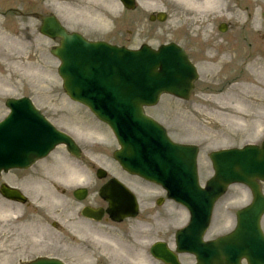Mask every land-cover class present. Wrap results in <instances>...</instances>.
Wrapping results in <instances>:
<instances>
[{
  "label": "rangeland",
  "instance_id": "obj_1",
  "mask_svg": "<svg viewBox=\"0 0 264 264\" xmlns=\"http://www.w3.org/2000/svg\"><path fill=\"white\" fill-rule=\"evenodd\" d=\"M62 1L63 0H35L34 11L35 13L49 12V14H56L58 17L60 16L62 19L67 20L64 22L67 24L73 19V17L68 18V16L74 14L76 11V19L79 18L82 21H88V19H84L80 16L82 12H90L87 4L75 7L76 5L74 4L67 6L64 3L66 8H63ZM97 1L98 4L95 8L96 11L99 12L101 9V0ZM157 1H159V5L168 14H172L173 5L180 6L176 2L174 4L175 0ZM67 8L69 9L67 10ZM102 11L107 15L106 6L101 12ZM177 11L186 12L183 8H178ZM118 14L120 15L119 11ZM123 14L122 12L121 16ZM118 22H114L115 28ZM121 23L122 20L118 27V31L121 33L122 37L118 38V35H116V40H114V42L123 43L131 48H137L142 43L149 44L156 48L161 44L170 43L174 39V30L172 31L174 25L173 21L170 20L162 25H151L158 28L156 35L149 33L147 30L142 32V29L146 28L144 25H140L141 29L138 32L135 30L134 25L126 24L125 26V24ZM35 25H37V23H35ZM125 27L130 30L129 36L126 35L127 28ZM36 29L37 28H35V31ZM195 33H198L197 29H195ZM128 38H130V40ZM54 42L55 41H45L50 47L55 44ZM20 44L21 45L18 46H8L0 43V45H2L0 46V55L3 54L2 59L4 60V58H6L8 61H15L17 66V69L13 70V68H10L12 66H9V62L7 65L6 62L0 61V92H2L0 93V104L1 101H3L2 98L8 95H13L17 92H23L24 94L29 93L34 97L37 106L46 107L41 109L44 111L48 110L51 115L50 117L55 120L58 125L68 127L66 122L61 121L64 119V116H72L78 120L82 119L84 123H88L89 120L86 118L88 112L85 108H77L75 105H72V109L68 104L69 102H65L67 99L63 94L55 93L56 89H54V87L58 86L59 88L60 86V80L56 77L55 73L57 63L53 61V57L47 54L48 49L47 52L45 50H40L39 36L36 34L33 40ZM7 48L13 50L12 56L6 52ZM47 59L52 60L50 66L51 70H54L53 73L49 72L50 69H45L42 66V62ZM18 64L21 68L18 67ZM198 69H200V67ZM23 72H25L24 75L16 78L18 74H23ZM226 74L227 73H223L220 77H213L201 71L200 78L196 83L194 95L189 102H179L180 104H177L174 99L163 96L157 107L146 109L148 115L158 119V121L166 127L169 136L173 140L198 145L199 177L202 184L212 175L210 163L208 161L210 152L223 148L242 147L249 143H260L264 137V124L261 123L262 120H264V114H261L264 113V111L261 112L262 107H264V74L261 73L257 78H252V84L241 89V92L243 90L244 94H247L249 98V107H244L243 109H245V111H242L245 115H241L242 112L239 113L238 110L231 109L233 102L230 97L232 96H221L230 85L226 84L225 78H223ZM233 74L236 76L238 75L236 69L229 73L231 76ZM217 75L218 74L215 76ZM229 75L227 77H229ZM42 76H45L44 80ZM237 80L239 79L237 78ZM16 86H19L18 89L21 91L10 89ZM22 86L26 89H23ZM20 94L13 96H21ZM49 99H51V101H49ZM55 103L57 105L54 107L53 105ZM59 104L61 106L64 104L61 110H58L60 109ZM192 110L195 112L191 116L190 112ZM177 111L179 112L178 116L175 114ZM1 114L3 113H0V118L2 117ZM181 115L182 117L187 116L190 118L188 122L178 118ZM238 117H243L245 119L244 121H236ZM93 161V159L83 158V165L89 166V163L92 164ZM93 165L96 166L97 164L94 163ZM154 191L156 192V190ZM223 199L224 200L221 199L218 203L217 208L219 210L216 211V214L224 212L226 215L231 216V213L226 212V210H234L236 209L235 207H242L246 203V199H248V191L243 186L235 185L227 190V194ZM26 213H28V210H26ZM126 230L128 229L126 228ZM156 235H159V232H157Z\"/></svg>",
  "mask_w": 264,
  "mask_h": 264
},
{
  "label": "water",
  "instance_id": "obj_2",
  "mask_svg": "<svg viewBox=\"0 0 264 264\" xmlns=\"http://www.w3.org/2000/svg\"><path fill=\"white\" fill-rule=\"evenodd\" d=\"M180 55V56H179ZM179 58L174 56L169 58L168 56L160 55L153 61L160 65L159 72H152L144 70V75L135 73L138 81L142 82V85L148 88L150 91L146 93V98L150 97L152 100L159 93L165 92L173 94L177 97L186 98L190 90V82L194 79V76L190 72L188 64L185 62L184 57L179 54ZM161 59V60H160ZM160 60V61H159ZM155 68V65H154ZM189 68V69H188ZM147 73V74H146ZM171 74V82L164 81L165 75ZM140 83L131 81L130 87H136ZM153 90V92H152ZM146 98L136 95L130 99V103L136 108L140 109L141 103L145 102ZM8 126V125H7ZM5 127V124L4 126ZM155 139H160L155 136ZM161 142H164L160 139ZM124 154H129L128 147H124ZM182 152L180 151L179 154ZM211 161L214 169V177L210 179L206 184L205 190H199L197 184L192 180V176L188 182L189 187L185 190L182 200H188L190 203L197 201L199 207L204 205V202L213 204L226 189L227 185L238 182L248 186L252 192L254 203L253 209L245 211L242 214H238L237 229L233 236L232 242H226L227 246L231 243L237 245V248L241 245L244 246V241L249 239V236L258 238L261 242L260 232H256L257 228V214L261 215L264 212V199L260 195L259 188L256 184V179L264 181V144L261 149L255 147H245L242 150H228L220 153H214L211 155ZM130 164V162H128ZM248 217H245L246 214ZM226 243L221 247L226 246ZM228 255V254H227Z\"/></svg>",
  "mask_w": 264,
  "mask_h": 264
},
{
  "label": "bare ground",
  "instance_id": "obj_3",
  "mask_svg": "<svg viewBox=\"0 0 264 264\" xmlns=\"http://www.w3.org/2000/svg\"><path fill=\"white\" fill-rule=\"evenodd\" d=\"M104 1L105 0H102L101 2L104 3ZM177 1H179L178 2L179 4H183L185 10L199 11V12H201L205 8H207V9L213 8L215 5V2H216V0H177ZM105 2H107L108 5H110V7H111L110 11H112L115 15L117 12L116 9L118 7L117 1L116 0H106ZM114 17H116V16H114ZM102 20H106V15L104 17H102V15L99 13L98 17H97V21L102 22ZM18 36H19V34H18ZM19 38H21V37L19 36ZM20 43H22V42L21 41H13V44H15V45H21ZM39 44H40V50L41 51H44V50L46 51L49 48V44L45 43V40L43 38L39 41ZM6 51L13 52L12 49H10V48H7ZM2 58H3V55H0V60H3ZM4 59H6V58H4ZM48 66L49 65H46L45 68H47ZM18 67L21 68L19 66V64H18ZM49 72H53V71L50 70ZM19 77H20V75H19ZM19 77H17V78H19ZM42 79L44 80L45 76H42ZM242 87H243V85L240 86L238 84H234L231 87H229V88H232V90L238 89V91H234V92L232 91L233 92L232 97H230L231 95H228L233 102L231 109L236 108L237 110H242L244 108L243 104L246 103L247 96L244 94V96L246 97V98H244L243 93H241ZM224 95H222V96H224ZM219 97H221V96H219ZM193 113L194 112L191 111L190 115L192 116ZM189 119L190 118H188V117L183 118V120L185 122H188ZM236 121H239V120H236ZM85 133L88 134L87 131H85ZM59 162H60V169H59L58 173L54 174V179L70 180V178H73L74 176L75 177L78 176V172H76L78 170V168L73 167L75 164L69 156L59 157ZM38 196L44 200L43 193L42 194L39 193ZM40 198L38 199L39 201L41 200ZM52 200L53 201H51V204L56 202L55 198H53ZM16 207H17L16 204H14L12 202L5 201L3 199H0V230L1 231L5 230V229H9L7 227L6 222H9L11 220V218L14 216V214H17ZM27 226H29L30 228L25 227V229H21V232H18V233L13 232L10 237L6 238V240H5V238H3L1 240V242H2L1 246H4L5 242H8L9 244L11 242H14L15 247L17 248L18 251H14L13 253L7 252L4 254H1L0 255V264H13L14 261H16V260H18V261L25 260L23 258V256L26 255L27 250L32 249L31 252L38 254L39 252H37L36 249L44 246L46 239H42V240L39 239L40 238L39 236L42 233V229H41L39 222L38 221H33V222L29 221ZM19 244H24L26 246V248L21 250L19 247ZM134 256L135 255H133V256L128 255L127 256V259H129V262H136V259L133 258ZM30 259H31L30 257L27 258L28 261ZM41 261H47V260L41 259Z\"/></svg>",
  "mask_w": 264,
  "mask_h": 264
},
{
  "label": "flooded vegetation",
  "instance_id": "obj_4",
  "mask_svg": "<svg viewBox=\"0 0 264 264\" xmlns=\"http://www.w3.org/2000/svg\"><path fill=\"white\" fill-rule=\"evenodd\" d=\"M239 9L244 10L245 12L244 20L245 19L246 20H245L244 25L238 28L235 34L231 35L230 38L235 40L240 50H242V47H241L242 43L246 42L247 48L251 47L252 43H254L255 48L253 49V51L258 52V44H259V46H262L261 52L262 54H264V25L262 24V26L259 27L257 24L253 23L254 17L251 12V3H248V5L239 7ZM187 40H188L189 48L190 50H192L194 43L189 38H187Z\"/></svg>",
  "mask_w": 264,
  "mask_h": 264
}]
</instances>
